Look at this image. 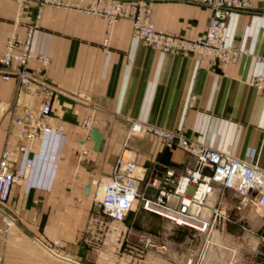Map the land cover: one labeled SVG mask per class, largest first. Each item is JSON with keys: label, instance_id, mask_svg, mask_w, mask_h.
Wrapping results in <instances>:
<instances>
[{"label": "crops", "instance_id": "crops-1", "mask_svg": "<svg viewBox=\"0 0 264 264\" xmlns=\"http://www.w3.org/2000/svg\"><path fill=\"white\" fill-rule=\"evenodd\" d=\"M252 1L264 9V0ZM17 12L16 0H0V56ZM211 15L190 0H158L152 10L157 28L190 38L206 31ZM34 16V7L24 13L21 36ZM224 35L245 50L238 60L147 46L129 18L110 25L83 9L44 8L33 33L31 83L5 79L0 65V158L10 148L21 174L5 204L10 217L0 215V264H110L100 260L115 220L92 192L125 145L138 151L135 174L143 181L154 167L191 157L155 133L131 135L133 121L181 129L264 168V90L252 82L264 78V12L231 13ZM39 54L52 61L43 65ZM42 82L49 89L35 93ZM44 99L52 103V127L34 140L19 137L16 117L28 107L39 111ZM255 210L244 212L250 229L232 220L214 233L205 264H264V207ZM195 240L181 264L197 251Z\"/></svg>", "mask_w": 264, "mask_h": 264}, {"label": "built area", "instance_id": "built-area-1", "mask_svg": "<svg viewBox=\"0 0 264 264\" xmlns=\"http://www.w3.org/2000/svg\"><path fill=\"white\" fill-rule=\"evenodd\" d=\"M158 0H16L18 12L15 25L7 37L0 56V65L5 69L3 77H16L20 84H30L32 76L29 61L33 57L32 39L34 30L40 25L44 8L83 9L102 16L109 24L129 18L133 32L147 46L163 50L195 51L208 55L219 63L238 60L245 50L230 45L225 40L224 26L231 13L264 12L252 0H190L212 10L210 23L203 34L196 38L157 28L152 16L153 4ZM30 7L35 8L34 19L26 25L21 36L19 27L22 17ZM37 59L47 65L52 57L39 54ZM258 89L264 90V78L252 80ZM42 82L35 93L48 90ZM52 103L44 99L39 111L26 108L25 115L16 117L19 137L34 140L51 128ZM88 124V120L85 121ZM155 133L168 147H179L191 157L178 163H164L143 181L136 176L139 153L125 145L113 172L101 183L103 196L100 199L102 213L116 221H123L136 205L161 214L177 225L193 228L199 238L197 251L187 261L189 264H205L207 252L213 242L214 233L222 231L229 221H240L241 227L250 229L247 209L264 207V168L247 158L238 157L228 151L212 147L188 136L181 129H168L133 121L129 133L142 136ZM27 145H20L21 150ZM10 148H4L0 158V215L5 213V204L11 197L12 188L21 179V174L11 165ZM156 169V170H155ZM228 191L238 196L228 199ZM261 251H264V230L260 232ZM138 249L166 248L158 233L140 230L137 233Z\"/></svg>", "mask_w": 264, "mask_h": 264}, {"label": "rangeland", "instance_id": "rangeland-1", "mask_svg": "<svg viewBox=\"0 0 264 264\" xmlns=\"http://www.w3.org/2000/svg\"><path fill=\"white\" fill-rule=\"evenodd\" d=\"M232 194L233 196H229L228 194V199L237 200L238 196L234 193ZM92 196L95 200L100 202L103 196L101 183H98L95 187ZM247 210L256 212L255 208ZM113 226L114 229L111 230V233L105 239L106 246L102 248L103 251L109 252L108 254H102L100 260L102 263L181 264L185 262L186 254L193 248L196 241V236L194 235L195 230H193V228L177 225L167 217L147 211L139 205H136L134 209L129 212L125 220H115ZM140 230H151L158 233L162 243L166 244V248L138 249L136 247L137 233ZM262 230H264V228ZM104 236L106 237L107 234H104ZM101 242L103 241L101 240Z\"/></svg>", "mask_w": 264, "mask_h": 264}]
</instances>
